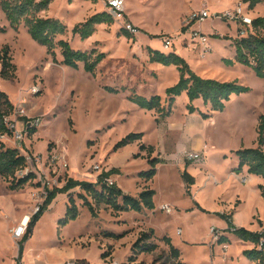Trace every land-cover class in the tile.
Wrapping results in <instances>:
<instances>
[{"label":"rangeland","instance_id":"obj_1","mask_svg":"<svg viewBox=\"0 0 264 264\" xmlns=\"http://www.w3.org/2000/svg\"><path fill=\"white\" fill-rule=\"evenodd\" d=\"M125 1L127 18L131 17L134 24L144 29V36L127 38L116 21L112 25L97 26L95 34L86 41L74 36L72 30L76 25L97 13H107V0L97 4L85 0H55L48 11L42 13V17L59 20L68 28L67 34L56 41L66 40L74 49L81 47L83 52L96 50L106 54L92 75L84 71L82 64L78 70L61 65L63 58L59 49L55 51V63L47 49L31 38L24 25L12 28L0 0V26L6 28L0 35V46L10 48L17 68L13 81L0 78V89L7 93L15 107L24 102L22 107L26 111L24 116L12 117L16 130L23 131L24 139L16 140L13 134L2 140L7 147L19 149L31 158L19 175L31 173L36 177L14 192L0 177V264L16 262L18 246L23 240L12 239L11 242L6 235L7 224L11 223L10 234L12 228L27 217L31 219L37 207L44 206L49 191L63 188L68 179L96 184L103 173L113 169L118 173L109 178L126 195L138 198L140 191L154 190L156 211L117 212L105 204H94L96 216H92L78 197L80 193L86 194L77 188L69 194L80 215L76 220L61 224L60 220L66 215L64 202L69 198L68 193L58 194L24 244L25 264H58L66 262L70 255L89 264H175L169 247L163 242L168 236L174 240L184 264H259L244 256L253 245L226 233L223 228L228 225L222 216L230 217L233 222L235 207L242 204L239 199L233 200L234 195H241L246 203L235 215L236 221L248 224L254 208H259V216L254 217L253 224L262 231L264 181L259 182V198L239 179L242 189L227 186L229 182L220 186L228 191L205 188L206 180L201 181L202 177L212 179L208 173H215L218 182L228 179L232 169L237 167V164L232 167L235 152L257 147L258 119L264 115V81L256 77L252 69L235 62L236 23L214 18L244 0ZM249 5L246 3V7ZM202 9H209L212 18L194 25V29L210 38V50L206 52L200 43L193 44L190 26H187L190 14ZM251 15L254 19L264 17V3L252 9ZM259 33L264 36L263 31ZM166 37L173 41L170 50L164 48ZM150 50L183 57L202 78L238 81L252 91L234 97L223 113L210 114L202 103H196L202 113L210 114L208 120L199 112L190 114L183 95L176 101L171 116L158 123L156 111L141 109L131 98L137 95L150 100L159 96L162 106L167 108L165 92L178 83L179 72L176 67L151 62ZM226 60L235 63L230 65ZM34 88L40 92L34 94ZM30 123L33 126L27 128ZM132 133H141L143 137L115 149ZM144 141L150 143L149 146L144 144L146 150L141 149ZM200 142L208 145V155L201 162L186 161V152L205 153L194 148ZM151 159L160 163L156 176L148 181L144 174L151 169ZM96 165L101 166L98 173L94 170ZM183 165L197 172L191 188L182 179ZM107 169L110 170L106 172ZM223 194L227 200L223 198L218 203L219 211L212 212L217 198ZM88 201L93 203L91 198ZM192 201L197 209H192ZM166 204L174 207V214L161 212L160 208ZM179 229L182 235L178 234ZM150 231L155 237L136 248L141 235ZM225 239L229 242L223 243ZM186 240L199 243L187 245ZM146 245H153L155 250L142 252ZM20 264H24L23 260Z\"/></svg>","mask_w":264,"mask_h":264},{"label":"trees","instance_id":"obj_2","mask_svg":"<svg viewBox=\"0 0 264 264\" xmlns=\"http://www.w3.org/2000/svg\"><path fill=\"white\" fill-rule=\"evenodd\" d=\"M55 0H1V6L6 13L7 19L12 28L18 29L24 25L31 36L40 46L47 49V54L51 56L55 63L57 49L60 50L63 58L61 65L78 70L80 65L86 73L94 75L98 66L105 60L106 54L99 53L93 50L90 53L74 49L66 40L56 41L58 37H63L67 34L68 28L59 20L44 18L42 13L48 11L49 6ZM97 4L100 0H85ZM250 4L251 10L259 4L264 3V0H244ZM113 18L108 13H97L87 19L84 23L76 25L72 34L79 36L82 41L90 39L96 32L99 25H112ZM259 31L264 32V17L255 18L253 32L245 38H237L234 43L236 48L235 62L250 68L255 73L256 77L264 81V36ZM6 32V28L0 26V35ZM127 38H132L127 32ZM133 39V38H132ZM150 61L160 63L166 67H176L179 72V81L172 87L166 89L167 108L162 106V100L159 96H153L150 100L135 95L131 101L137 104L141 109L148 111H156L159 114V123L161 120H166L172 114L175 103L178 98L186 94L188 99L187 110L190 114L199 112L204 120H208L210 114L223 113L228 107V104L236 96H241L250 93V87L239 84L238 81L225 82L213 79H206L196 74L187 63V61L176 54L165 55L158 51L150 50ZM233 60H226V63L234 65ZM17 68L13 63L10 48L8 46H0V78L4 81H13L16 78ZM111 92H114L110 90ZM197 101H202V105L210 114L202 113L195 106ZM14 103L4 91L0 89V177L8 182L10 191H17L26 186L36 177L29 173L28 175H19L27 168V157L20 152L19 149L9 148L5 145L2 137L12 136V131L8 128L5 120L14 114ZM257 147L250 149H241L235 152L238 158V166L233 170L237 175L243 173L247 169L249 175L261 178L264 181V115L258 119L257 128ZM143 134H129L121 142L116 145L115 149H121L125 146L135 143L142 139ZM146 150L145 146L141 147ZM153 152V148L149 147ZM160 163L157 159H151L149 165L150 171L145 173L146 180L152 181L157 174V165ZM118 173L114 169L108 173H103L96 184L68 179L63 188L49 191L47 200L40 211L34 215L29 224L26 236L18 246L17 264H20L23 253L24 244L32 237L34 228L46 212L47 208L53 202L58 194H67L69 197V205L66 210L65 218L60 220L61 224H66L71 220H76L79 217L78 207L74 198L69 194L70 191L80 188L86 196L80 193L78 197L84 201V206L87 207L92 216H96L94 204H105L117 212H143L155 210L154 190H143L138 198H133L126 195L116 185L107 187L104 184L105 179ZM182 179L188 188L195 185V179L184 171ZM100 187V189H98ZM262 196L264 197V188ZM91 198L93 203L88 201ZM120 200V201H119ZM201 209V208H199ZM228 225L226 233L235 235L240 241L249 243L254 246L252 250L244 252V256L251 262H259L264 264V228L259 233L251 232L245 228H237L230 217L222 216ZM155 237L153 231L144 233L136 242L135 247H140L141 242H148ZM163 242L169 247L171 256L175 264H184L181 262V253L175 248L170 239L165 237ZM224 242H229L225 239ZM142 252L151 253L155 250L153 245H146ZM75 264H89L86 260L76 261Z\"/></svg>","mask_w":264,"mask_h":264},{"label":"built area","instance_id":"obj_3","mask_svg":"<svg viewBox=\"0 0 264 264\" xmlns=\"http://www.w3.org/2000/svg\"><path fill=\"white\" fill-rule=\"evenodd\" d=\"M106 8H107V13L113 18L114 21L117 23L121 24L122 29L127 32L132 38H137L142 34V30L138 27H136L133 23H131L126 15V1L125 0H107L106 2ZM252 10L247 6L244 1H240L235 5L233 9H229L220 15H215L214 18L220 20V21H225L228 23H236L238 26V38H245L248 37L251 32H253V26H254V17L251 15ZM211 13L209 9H202L201 11H195L190 14V16L187 19V26H190L191 32L189 34L191 41L193 44L195 43H200L203 46V51H209L210 50V38L201 33L198 30L194 29V25L196 24H202L205 23L207 20L211 19ZM163 44L165 50H170L173 48V41L166 37L163 39ZM32 92L38 93L40 92V89L34 88ZM25 103H21L19 106L15 107V111L13 115H20L24 116L25 115V109L22 107L24 106ZM13 115L5 120L6 124L8 125V128L12 131V133L15 135L16 140H23L24 135L23 131L19 132L16 130V126L12 121ZM38 125V123H37ZM33 126V124L27 125V128ZM12 134V135H13ZM206 156V154L200 153V152H186L184 155V158L188 162L192 163H197L201 162L202 159ZM31 158L27 157V165L28 161H30ZM36 160L39 161V159L36 157ZM94 170L96 173L101 171V166L96 165L94 167ZM23 173V172H22ZM29 174V173H28ZM26 174V175H28ZM245 182V181H244ZM104 184L107 187H114L115 182L107 178L104 181ZM41 207H37L33 213V216L36 215L40 211ZM161 212L167 214V215H172L175 212L174 207L170 206L169 204L163 205L160 208ZM32 216V217H33ZM31 217V218H32ZM31 219H29L30 222ZM25 224L24 220L18 225L17 227H14L10 231V235L14 241H21L27 234L28 230V224ZM212 233H214L212 231ZM179 234H181V231H179ZM61 264H75L72 261H67Z\"/></svg>","mask_w":264,"mask_h":264},{"label":"crops","instance_id":"obj_4","mask_svg":"<svg viewBox=\"0 0 264 264\" xmlns=\"http://www.w3.org/2000/svg\"><path fill=\"white\" fill-rule=\"evenodd\" d=\"M128 20L131 22V23H133L134 24V22H133V20H132V18L131 17H129L128 16ZM136 27H138V28H140L141 30H142V34H141V36H144V29H142L141 28V26L140 25H136V24H134ZM146 36V35H145ZM149 47H151V45H150V43H149V45H148ZM76 50H81L82 51V48L81 47H79V49H76ZM177 76H179V74L177 75ZM185 96H186V94H184ZM187 98V97H186ZM179 99V98H178ZM177 99V100H178ZM202 103V101H197L196 103ZM187 103H188V99H187ZM195 103V104H196ZM203 106V105H202ZM146 139V138H145ZM145 142V141H144ZM148 145L149 146V144L150 143H148V142H145V143H142V146L143 145ZM144 145V146H145ZM183 148L184 147H186V146H182ZM194 148H196V149H199L200 151L201 150H203V151H205V153H206V155H208V153H209V151H210V149H209V147H208V145H206V144H202V142H200L199 144H196L195 145V147ZM208 148V149H207ZM135 152V151H134ZM134 152L133 153H131L130 154V156H129V158H128V162H129V160L131 159V157H132V155L134 154ZM235 161L232 163V167H234V165L235 164H237L236 166H238V158L237 157H234L233 158ZM236 168V167H235ZM234 168V169H235ZM182 169H183V171H185V169H186V167L183 165V167H182ZM234 169H232V172H231V175H229V178L228 179H225V180H223V181H219L218 182V179H217V177L215 176V173H208L209 175H211V177H212V179L211 180H207L206 178H201V181L203 182L204 181V179L206 180L205 181V188H210L211 190H214V189H218L219 191H228V188L226 189H223V188H221L220 186L221 185H223L225 182H229L228 183V185L227 186H233V189H237L238 187L239 188H241L242 189V186L239 184V182H238V180L237 179H239V180H241V181H245L244 183H245V188H247L248 190H252V191H255V193H256V196H257V198H259V195H261V192H260V190H259V182H261V181H263L261 178H259V177H256V176H253V175H249L248 174V172H247V169L245 168L244 169V171H243V173L242 174H240V175H237V174H235L234 172H233V170ZM110 169H107L106 170V172L107 171H109ZM187 170V172L194 178H197V172L195 171V169H192V167L190 168H187L186 169ZM108 173V172H107ZM233 173L235 174V175H233ZM202 184V183H201ZM212 184V185H211ZM220 184V185H219ZM237 186V187H236ZM117 187H119V185L117 184ZM193 187V186H192ZM249 187V188H248ZM120 188V187H119ZM72 191H74V190H72ZM71 192V191H70ZM142 191H140L139 192V195H140V193H141ZM67 196H68V194H67ZM69 198V197H68ZM225 199V200H227L226 198H225V196H224V194L221 196V197H219V198H217V200H216V206L214 207V208H212V212H217V211H219V206H218V203L222 200V199ZM235 199H239V200H241L242 201V204L239 206V207H235V214H234V217H232V219H233V224L237 227V228H245L246 230H248V231H251V232H257V233H259V231L256 229V227L257 226H255L254 224H253V221H254V217L255 216H259V208H254V210L252 211V213H251V217L249 218V223L248 224H246V223H242V222H237L236 221V216H237V214L238 213H240V209L242 208V206L243 205H245V199H243L242 198V196L241 195H238V194H235L234 195V199L233 200H235ZM196 201H197V199H196ZM228 202L231 204V199L229 198L228 199ZM154 203H155V201H154ZM197 203L201 206V207H203L204 205H203V203L202 202H200V201H197ZM64 204H66V209H65V211L67 210V207H68V205H69V201H66V202H64ZM191 205H192V209H197V208H194V203H193V201L191 202ZM232 207V205H230V209H232L231 208ZM156 203H155V210H153V211H147V210H145V211H143V212H141L142 214H144V212H151V213H153V212H155L156 211ZM236 215V216H235ZM8 222V221H7ZM10 223V222H9ZM8 226H7V230H6V235L8 236V238L10 239V241L11 242H13L12 241V238H11V236H10V234H9V230H10V228H11V223L10 224H7ZM259 226V225H258ZM226 226H224V230H227L228 229V226L225 228ZM13 229V228H12ZM179 231H181V234L180 235H182L183 234V231L181 230V229H179ZM178 234H179V232H178ZM230 236V235H229ZM170 236H168L167 238H169ZM165 238V237H164ZM163 238V239H164ZM170 239V241H171V243H172V245L175 247L176 246V244H175V242H174V240L172 241V239L171 238H169ZM185 243L187 244V245H194V244H197V243H199V242H194V241H185ZM176 248V247H175ZM14 250H15V256L17 255V249L14 247ZM26 252H27V250L25 249V251H24V253H23V257H22V260H23V263L25 264V255H26ZM15 259V258H14ZM17 259H18V257L15 259V261L16 262H13V264H17ZM22 260H21V262H22ZM65 261L67 262V261H79L78 259H75L74 258V256L73 255H70V256H68L66 259H65ZM20 262V263H21ZM62 263H64V262H62ZM249 263V262H248ZM58 264H61V263H58Z\"/></svg>","mask_w":264,"mask_h":264},{"label":"bare ground","instance_id":"obj_5","mask_svg":"<svg viewBox=\"0 0 264 264\" xmlns=\"http://www.w3.org/2000/svg\"><path fill=\"white\" fill-rule=\"evenodd\" d=\"M29 219H30V218L27 217V220H26V221L24 220L25 224H27V223L29 222Z\"/></svg>","mask_w":264,"mask_h":264}]
</instances>
